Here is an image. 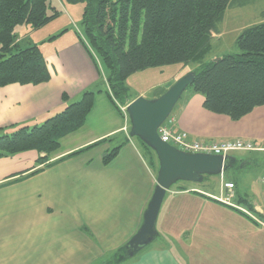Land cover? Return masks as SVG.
Wrapping results in <instances>:
<instances>
[{
  "label": "crops",
  "instance_id": "1",
  "mask_svg": "<svg viewBox=\"0 0 264 264\" xmlns=\"http://www.w3.org/2000/svg\"><path fill=\"white\" fill-rule=\"evenodd\" d=\"M43 53L49 82L0 87V128L12 132L38 125L91 89L96 101L86 123L62 139L52 160L99 144L44 168L33 151L0 158V264H107L140 228L159 160L138 139L127 138L126 120L100 92L106 83L80 40ZM179 76L154 83L137 97L156 98ZM183 95L169 118L174 132L264 145V105L232 120L207 110L204 96L193 88ZM116 146H121L118 155L104 164L103 156ZM230 156L234 162L226 171L208 176L215 178L171 187L158 235L135 256L112 264H264V151ZM38 168L43 169L32 173ZM226 182H235L229 202Z\"/></svg>",
  "mask_w": 264,
  "mask_h": 264
},
{
  "label": "trees",
  "instance_id": "2",
  "mask_svg": "<svg viewBox=\"0 0 264 264\" xmlns=\"http://www.w3.org/2000/svg\"><path fill=\"white\" fill-rule=\"evenodd\" d=\"M66 1L86 4L84 37L80 35V39L106 83L105 90L100 92H106L123 118L120 105L126 106L133 100L127 94V78L147 68L170 64L197 63L191 70L195 77L188 88L204 96V107L211 112L239 120L264 105V20L242 30L237 38L239 52L208 58L217 26L228 7L246 5L251 0ZM60 14L51 0H0V87L13 83L39 85L51 80L40 47L37 44L19 47L14 31L24 23L40 28ZM96 94L95 90H85L80 100L69 103L38 125H22L12 132L0 128V158L37 151L40 155L36 162L44 168L98 145L96 142L52 160L61 148L62 139L86 123L95 106ZM63 99H68L67 93ZM128 118L129 124V115ZM127 138L132 137L129 134ZM136 138L146 153L155 152ZM120 148L108 150L103 163H111ZM154 167L158 171V161ZM126 257L123 246L107 264L124 262Z\"/></svg>",
  "mask_w": 264,
  "mask_h": 264
},
{
  "label": "water",
  "instance_id": "3",
  "mask_svg": "<svg viewBox=\"0 0 264 264\" xmlns=\"http://www.w3.org/2000/svg\"><path fill=\"white\" fill-rule=\"evenodd\" d=\"M218 59V58H215ZM195 74L190 71L177 80L161 96H139L127 106L130 136L139 137L151 147L159 160L157 184L144 212L138 231L125 245L126 258L135 256L158 235L157 221L167 191L178 181L202 182L205 175H219L234 162L230 154L183 151L162 140L159 128L171 116L183 93L192 85Z\"/></svg>",
  "mask_w": 264,
  "mask_h": 264
},
{
  "label": "rangeland",
  "instance_id": "4",
  "mask_svg": "<svg viewBox=\"0 0 264 264\" xmlns=\"http://www.w3.org/2000/svg\"><path fill=\"white\" fill-rule=\"evenodd\" d=\"M51 2L61 11V16L58 15L51 22L47 23L44 26H41L40 28H33L32 25L27 23L17 25L15 27L14 33L16 36V40L19 42V47L25 48L30 45L37 44L42 52H45L48 51V49H59L65 44L71 43L74 40L81 41L80 35L84 37L83 33L85 31V28L83 23V15L86 5L85 2L72 3L67 2L66 0H51ZM263 20L264 0H251L246 5L242 6H229L226 10L224 19L217 26L218 32L214 34V37L212 39V49L208 55V58L215 59L225 54L239 52V48L237 46V38L242 30L251 24L259 23ZM65 28H67L66 31L63 30ZM61 31H64V33L62 32V34H60L59 36L50 39V37L61 33ZM196 67L197 63H191L189 65L170 64L151 67L133 73L130 77L127 78L125 82L128 97L130 99H134L142 90L146 89L150 85L154 83H162L160 85H164L168 82L170 83V81H173L172 79H175L176 75H180L175 80L177 81L183 75L190 72L192 69H195ZM187 90L184 92V95L186 94ZM179 104L180 102L178 103V105ZM124 115H126V113ZM126 116L128 118V115ZM129 132L130 123L128 124L127 131H125L127 136H129ZM134 138L137 139L136 137ZM33 152L34 154L38 155L37 151ZM263 173L264 170L260 172V175L263 176ZM208 178L215 177L210 176ZM181 184H188V182L181 180L175 183L172 187L175 188ZM190 184L202 188L205 187V185H202L201 183L191 182ZM261 184L262 186H264L263 183ZM227 196L225 197V200L227 199Z\"/></svg>",
  "mask_w": 264,
  "mask_h": 264
},
{
  "label": "built area",
  "instance_id": "5",
  "mask_svg": "<svg viewBox=\"0 0 264 264\" xmlns=\"http://www.w3.org/2000/svg\"><path fill=\"white\" fill-rule=\"evenodd\" d=\"M99 62V60H98ZM100 64V63H99ZM120 105V104H119ZM127 106H121V110L128 115ZM124 115L126 125L124 130L127 131L128 118ZM126 116V117H125ZM170 122V123H169ZM169 119L159 128V133L163 141L187 152L211 153L226 156L234 151H264V145L256 144L250 140H199L192 139L186 131L174 132ZM225 188L229 191L226 201L229 202L235 192V182H226Z\"/></svg>",
  "mask_w": 264,
  "mask_h": 264
}]
</instances>
